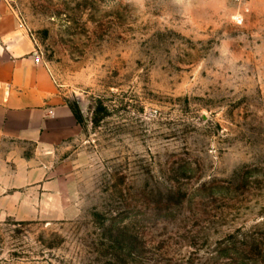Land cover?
Segmentation results:
<instances>
[{
    "label": "rangeland",
    "instance_id": "rangeland-1",
    "mask_svg": "<svg viewBox=\"0 0 264 264\" xmlns=\"http://www.w3.org/2000/svg\"><path fill=\"white\" fill-rule=\"evenodd\" d=\"M252 1L10 2L81 132L46 160L48 181H11L0 264H264Z\"/></svg>",
    "mask_w": 264,
    "mask_h": 264
},
{
    "label": "crops",
    "instance_id": "crops-1",
    "mask_svg": "<svg viewBox=\"0 0 264 264\" xmlns=\"http://www.w3.org/2000/svg\"><path fill=\"white\" fill-rule=\"evenodd\" d=\"M252 3L264 12V0ZM10 9L0 3V202L12 191L11 181H29L30 187L48 181L46 160L81 132L67 92L44 62H36V44Z\"/></svg>",
    "mask_w": 264,
    "mask_h": 264
},
{
    "label": "built area",
    "instance_id": "built-area-1",
    "mask_svg": "<svg viewBox=\"0 0 264 264\" xmlns=\"http://www.w3.org/2000/svg\"><path fill=\"white\" fill-rule=\"evenodd\" d=\"M13 1H15V0H0V3L5 2V3H8L10 5V2H13ZM231 1L234 2V3H240L241 4V3H246L249 0H231ZM18 20H19V25L21 27H25L26 28V26L24 25V23L22 22V20H21V18L19 16H18ZM243 21H244L243 18L242 19L241 18H238V22L239 23H242ZM35 54H36V62L37 63H41L42 62V59H41L40 53H39V51L37 49H36Z\"/></svg>",
    "mask_w": 264,
    "mask_h": 264
},
{
    "label": "trees",
    "instance_id": "trees-1",
    "mask_svg": "<svg viewBox=\"0 0 264 264\" xmlns=\"http://www.w3.org/2000/svg\"><path fill=\"white\" fill-rule=\"evenodd\" d=\"M70 106H71V105H70ZM71 108H72V111L74 112V115H75V117H76L77 122L80 124V122H81V117L79 116L78 108L75 109L73 106H71Z\"/></svg>",
    "mask_w": 264,
    "mask_h": 264
}]
</instances>
